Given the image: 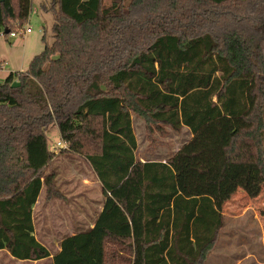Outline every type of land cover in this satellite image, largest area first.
I'll return each mask as SVG.
<instances>
[{
  "label": "trees",
  "instance_id": "obj_1",
  "mask_svg": "<svg viewBox=\"0 0 264 264\" xmlns=\"http://www.w3.org/2000/svg\"><path fill=\"white\" fill-rule=\"evenodd\" d=\"M51 43L0 83V250L49 257L31 218L40 192L64 199L48 148L53 123L103 196L94 226L65 238L52 264H204L223 227L220 182L241 137L264 183V0H50ZM31 0H0V33ZM13 82L19 86L12 87ZM254 101L249 112L248 94ZM249 112V113H248ZM154 142L191 135L140 162L132 117ZM226 119L249 125L225 143Z\"/></svg>",
  "mask_w": 264,
  "mask_h": 264
},
{
  "label": "rangeland",
  "instance_id": "obj_2",
  "mask_svg": "<svg viewBox=\"0 0 264 264\" xmlns=\"http://www.w3.org/2000/svg\"><path fill=\"white\" fill-rule=\"evenodd\" d=\"M49 1L31 0L29 17L23 26L16 30L30 28V33H23L12 39H0V83L8 74L23 72L27 69L29 60L43 50V37L48 44L51 43L52 15L44 12L41 7L42 5L48 7ZM252 89L248 90L249 112L254 101ZM224 125V140L228 143L233 134L244 131L249 123L245 119H226ZM132 127L137 141L135 156L144 161H165L191 137L185 128L180 133L165 129V134L160 136L154 142L157 144L152 146L146 139L145 125L140 118L132 117ZM46 133L48 148L51 151L54 149V153L59 154L47 171L56 173L69 172L74 169L82 176L89 178V168L81 157L60 153V149L63 148L56 146L61 140L55 124L52 123ZM255 155L253 141L250 138L241 137L220 182L223 227L214 249L207 256L204 264H264V183L255 167ZM59 168L61 171H58ZM62 177V174L58 173L56 186L64 196L66 195L65 199L67 200L68 196L71 201V182L62 180ZM91 193L84 188H79L74 197L75 200L82 199L80 202L83 203V209L87 211V214L94 215L98 190L94 192L95 194L92 193V196H88ZM86 201L88 206H86Z\"/></svg>",
  "mask_w": 264,
  "mask_h": 264
},
{
  "label": "crops",
  "instance_id": "obj_3",
  "mask_svg": "<svg viewBox=\"0 0 264 264\" xmlns=\"http://www.w3.org/2000/svg\"><path fill=\"white\" fill-rule=\"evenodd\" d=\"M54 155L56 158L59 154L54 153ZM136 159L140 162H144L141 158L138 159L136 157ZM162 162H164V160H162ZM58 171H61L60 168ZM58 173L62 174V180L71 182V201H69L68 196L67 200L65 199L66 195L64 196L65 200H63V198H51L46 200L42 190L31 212L34 238L48 251L49 257L37 261L17 260L6 250H0V264H52L53 256L60 251L61 242L65 238L74 236L76 233H84L94 226L97 215L102 210L104 199L100 184L93 172L89 169V178H87V176H82L81 173L74 171V169L69 172H56V178L58 177ZM79 188H84L92 193L98 190V194H96L98 201L96 203V213L94 215L87 214V211L83 209L84 205L80 202L82 199L78 198L75 200L74 196H76ZM92 193L88 196H92ZM86 206H88L87 201Z\"/></svg>",
  "mask_w": 264,
  "mask_h": 264
},
{
  "label": "built area",
  "instance_id": "obj_4",
  "mask_svg": "<svg viewBox=\"0 0 264 264\" xmlns=\"http://www.w3.org/2000/svg\"><path fill=\"white\" fill-rule=\"evenodd\" d=\"M31 32V29L30 28H26V29H23V30H19V31H11V32H8V33H4V32H1L0 33V39H12V38H15L17 35H22L23 33L24 34H27V33H30ZM56 146L58 148H63V149H66L67 147V144L65 142H58L56 144ZM52 152H55L54 149H52Z\"/></svg>",
  "mask_w": 264,
  "mask_h": 264
},
{
  "label": "water",
  "instance_id": "obj_5",
  "mask_svg": "<svg viewBox=\"0 0 264 264\" xmlns=\"http://www.w3.org/2000/svg\"><path fill=\"white\" fill-rule=\"evenodd\" d=\"M5 33H7V31H5ZM11 86H12V87H17V86H19V83H18V82H13V83L11 84Z\"/></svg>",
  "mask_w": 264,
  "mask_h": 264
}]
</instances>
